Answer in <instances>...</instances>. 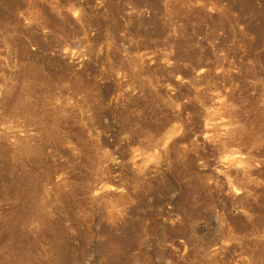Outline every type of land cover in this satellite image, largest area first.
I'll return each instance as SVG.
<instances>
[{
  "label": "rangeland",
  "instance_id": "rangeland-1",
  "mask_svg": "<svg viewBox=\"0 0 264 264\" xmlns=\"http://www.w3.org/2000/svg\"><path fill=\"white\" fill-rule=\"evenodd\" d=\"M0 264H264V0H0Z\"/></svg>",
  "mask_w": 264,
  "mask_h": 264
}]
</instances>
